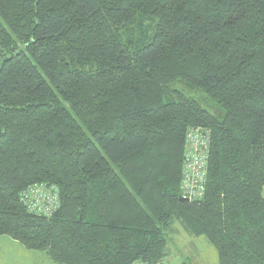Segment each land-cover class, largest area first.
I'll use <instances>...</instances> for the list:
<instances>
[{"label":"trees","instance_id":"16d2710c","mask_svg":"<svg viewBox=\"0 0 264 264\" xmlns=\"http://www.w3.org/2000/svg\"><path fill=\"white\" fill-rule=\"evenodd\" d=\"M191 128L211 147L190 202ZM34 184L58 188L57 217L22 204ZM263 192L264 0H0V237L56 264H162L179 222L219 264H264Z\"/></svg>","mask_w":264,"mask_h":264},{"label":"rangeland","instance_id":"374dc122","mask_svg":"<svg viewBox=\"0 0 264 264\" xmlns=\"http://www.w3.org/2000/svg\"><path fill=\"white\" fill-rule=\"evenodd\" d=\"M173 87L187 97H191L207 107L211 104L209 97L201 90H193L185 84L177 82ZM186 134V140L187 135ZM186 148V142H185ZM186 150L182 169V184L184 177ZM209 160V159H208ZM208 160L206 169L208 168ZM206 172V179H207ZM264 195V192H263ZM166 257L162 264H219L216 248L205 237L196 238L190 235L184 227L175 222L168 233ZM0 264H56L44 253L28 252L20 244L9 237L0 238Z\"/></svg>","mask_w":264,"mask_h":264},{"label":"built area","instance_id":"2783aa9c","mask_svg":"<svg viewBox=\"0 0 264 264\" xmlns=\"http://www.w3.org/2000/svg\"><path fill=\"white\" fill-rule=\"evenodd\" d=\"M211 131L191 128L186 140V160L183 177V197L198 201L205 196L206 164L210 156ZM20 201L32 215L45 218L55 216L61 207L60 193L56 186L34 184L22 191ZM134 264H150L138 261Z\"/></svg>","mask_w":264,"mask_h":264},{"label":"crops","instance_id":"0c3cea01","mask_svg":"<svg viewBox=\"0 0 264 264\" xmlns=\"http://www.w3.org/2000/svg\"><path fill=\"white\" fill-rule=\"evenodd\" d=\"M0 238H1V237H0ZM10 239H11V238H10ZM11 240H12V239H11ZM12 241H14V240H12ZM14 242H16V241H14ZM17 243H18V242H17ZM18 244H19V243H18ZM20 245H21V244H20ZM21 246H22L26 251H28V252H31V253H32V252H34V253L36 252V251H30V250H27L23 245H21ZM40 253H43V252H40ZM44 254H46V253H44ZM46 256L49 257L47 254H46Z\"/></svg>","mask_w":264,"mask_h":264},{"label":"water","instance_id":"95a60500","mask_svg":"<svg viewBox=\"0 0 264 264\" xmlns=\"http://www.w3.org/2000/svg\"><path fill=\"white\" fill-rule=\"evenodd\" d=\"M59 215V212H57L56 214H55V216L57 217Z\"/></svg>","mask_w":264,"mask_h":264}]
</instances>
